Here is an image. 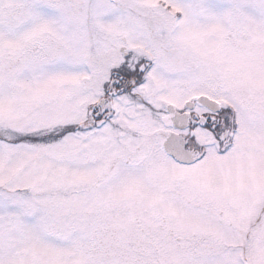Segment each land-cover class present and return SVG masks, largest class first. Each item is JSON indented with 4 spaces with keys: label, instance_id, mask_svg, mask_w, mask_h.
<instances>
[{
    "label": "snow or ice",
    "instance_id": "snow-or-ice-1",
    "mask_svg": "<svg viewBox=\"0 0 264 264\" xmlns=\"http://www.w3.org/2000/svg\"><path fill=\"white\" fill-rule=\"evenodd\" d=\"M0 264H264V0H0Z\"/></svg>",
    "mask_w": 264,
    "mask_h": 264
}]
</instances>
